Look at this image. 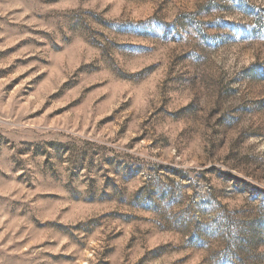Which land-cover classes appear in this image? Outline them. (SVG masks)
I'll return each instance as SVG.
<instances>
[{
	"label": "rangeland",
	"instance_id": "obj_1",
	"mask_svg": "<svg viewBox=\"0 0 264 264\" xmlns=\"http://www.w3.org/2000/svg\"><path fill=\"white\" fill-rule=\"evenodd\" d=\"M0 264H264V0H0Z\"/></svg>",
	"mask_w": 264,
	"mask_h": 264
}]
</instances>
